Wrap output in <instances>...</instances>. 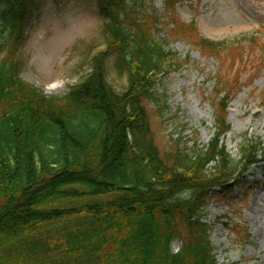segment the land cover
<instances>
[{"label": "trees", "instance_id": "trees-1", "mask_svg": "<svg viewBox=\"0 0 264 264\" xmlns=\"http://www.w3.org/2000/svg\"><path fill=\"white\" fill-rule=\"evenodd\" d=\"M96 1L107 17L105 47L60 97L23 81L15 50L4 52L22 39L38 0H0V264H217L201 221L207 196L264 162V143L245 137L231 157L221 141L230 130L224 91L208 143L192 152L177 146L165 161L143 101L155 97L157 78L176 58L133 0ZM176 1L163 0L167 11L152 13L154 22ZM170 19L167 36L183 33L220 58L225 40ZM110 54L127 75L122 90L108 80ZM175 239L181 246L173 251Z\"/></svg>", "mask_w": 264, "mask_h": 264}, {"label": "rangeland", "instance_id": "rangeland-1", "mask_svg": "<svg viewBox=\"0 0 264 264\" xmlns=\"http://www.w3.org/2000/svg\"><path fill=\"white\" fill-rule=\"evenodd\" d=\"M127 1H134L139 16L154 27V39L176 58L157 78L155 97L143 101L160 156L171 163L177 146L192 152L208 143L214 102L224 91L229 101L223 116L230 130L221 141L231 157L238 158L245 137L264 143V0H177L171 15L162 14L156 22L152 13L167 11L163 0ZM170 17L193 22L203 37L225 40L220 58L210 49L195 48L183 33L167 36ZM105 20L96 0H38L22 39L4 52L15 50L23 81L64 97L90 71L93 54L105 47ZM252 33L256 41L250 40ZM115 62L114 54L106 59L108 80L122 90L127 75ZM201 221L209 227L217 264H264V162L253 165L239 184L213 188ZM179 230L188 234L183 222ZM180 246V239L171 245L173 251Z\"/></svg>", "mask_w": 264, "mask_h": 264}]
</instances>
